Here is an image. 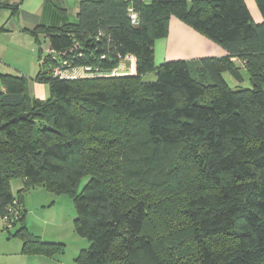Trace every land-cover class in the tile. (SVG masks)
I'll list each match as a JSON object with an SVG mask.
<instances>
[{
  "label": "trees",
  "instance_id": "obj_1",
  "mask_svg": "<svg viewBox=\"0 0 264 264\" xmlns=\"http://www.w3.org/2000/svg\"><path fill=\"white\" fill-rule=\"evenodd\" d=\"M77 1L73 21L30 32L48 43L35 41L32 80L47 99L0 72V215L38 186L74 195L75 232L89 243L80 264H264V0H253L260 24L245 0ZM6 9L18 7L0 0ZM171 18L226 55L157 62ZM126 57L135 73L110 75ZM57 65L93 74L59 79ZM24 218L11 235L22 253L53 256L60 244L27 232Z\"/></svg>",
  "mask_w": 264,
  "mask_h": 264
},
{
  "label": "rangeland",
  "instance_id": "obj_2",
  "mask_svg": "<svg viewBox=\"0 0 264 264\" xmlns=\"http://www.w3.org/2000/svg\"><path fill=\"white\" fill-rule=\"evenodd\" d=\"M179 22L183 26L179 23L170 24L168 42L165 43L161 40L157 41L155 45L157 62L166 63L180 60L195 63L203 58L215 57L210 55V49L206 43H200V38L210 42L204 35L194 31L181 21ZM42 45L43 49L46 51L48 43L43 41ZM10 59L14 60L12 56ZM121 64V67L129 72L127 75H133L130 70L132 69V62L126 60ZM31 69L34 68L31 67ZM9 70L16 71L13 67H9ZM17 74H21L24 77L26 76L28 80L27 91L30 96L41 100H45L49 97V89L46 84L32 81L36 72L32 76V79L29 78L30 75H24V73ZM154 79L153 74L144 77V81H153ZM224 79L229 87L234 88L235 83L230 75L225 74ZM239 86L241 88L250 87L246 74H244L243 82H240ZM161 169V166L156 168V176L159 180H162L164 177L160 173ZM17 180L11 182L13 195H16L19 188V186H16L17 190L15 189V185L20 184ZM86 182L87 178L81 180L78 187L75 189V193L78 194ZM19 191H21V189ZM21 193L25 204V218L22 225L27 229V232L37 236L43 243L60 244L59 250L51 257L43 256L47 260H43L40 264H80L76 260V257L80 253V250L88 248L89 243L85 237H80L75 232L74 219L76 217V209L74 195L71 193L53 194L47 192L43 187L38 186L34 188L30 187L26 192ZM21 212H23V209Z\"/></svg>",
  "mask_w": 264,
  "mask_h": 264
},
{
  "label": "crops",
  "instance_id": "obj_3",
  "mask_svg": "<svg viewBox=\"0 0 264 264\" xmlns=\"http://www.w3.org/2000/svg\"><path fill=\"white\" fill-rule=\"evenodd\" d=\"M7 1L11 5L17 6L18 10L15 14L9 9L0 11V71L10 74L24 73V75H30L29 78L32 79L34 73H37L39 65L37 62V50L39 45H37V42L35 41H38V44H42L45 35L43 33H38L34 37L30 32L34 31L39 26L56 28L73 21L78 9V1ZM245 4L250 12L253 22L255 24H260L262 22V16L258 11L255 2L252 0H245ZM178 23L182 25L176 18H171L169 21V30L170 24ZM200 39V43L204 42L209 46L211 56L222 57L226 55V52L218 45H215L212 42L210 43L203 38ZM167 40L168 37L164 42H168ZM11 56L14 60L10 59ZM232 60L241 68V73L244 76L246 71L243 68L241 61L237 59ZM35 66L37 67V70ZM9 67H13L16 71L9 70ZM31 67L34 69H31ZM130 70L132 74L135 73V68L132 67ZM17 181L20 182L19 185H15L16 190V186H19L17 190L18 192L23 184L20 179ZM17 194L18 193H16V195ZM21 199L23 204L22 209L24 211L25 204L23 202V196ZM17 228L18 227L16 226H5L2 216L0 215V264H40L43 260H47L43 256L24 255L22 253V241L17 237L11 236Z\"/></svg>",
  "mask_w": 264,
  "mask_h": 264
},
{
  "label": "built area",
  "instance_id": "obj_4",
  "mask_svg": "<svg viewBox=\"0 0 264 264\" xmlns=\"http://www.w3.org/2000/svg\"><path fill=\"white\" fill-rule=\"evenodd\" d=\"M129 60L132 62L131 67L135 68V61L131 57H126L125 61ZM122 64L119 65V68L112 70V76L116 75H127L129 72L121 67ZM92 68L90 66H83L77 68H63L60 65H57L51 71V75L55 78L59 79H78V78H85V77H92ZM22 211V207L19 204L18 200L14 199L10 206L6 208V214L2 217L3 223L7 227H11L12 224L20 218V212Z\"/></svg>",
  "mask_w": 264,
  "mask_h": 264
},
{
  "label": "water",
  "instance_id": "obj_5",
  "mask_svg": "<svg viewBox=\"0 0 264 264\" xmlns=\"http://www.w3.org/2000/svg\"><path fill=\"white\" fill-rule=\"evenodd\" d=\"M19 117H20V118H25V115H20Z\"/></svg>",
  "mask_w": 264,
  "mask_h": 264
}]
</instances>
